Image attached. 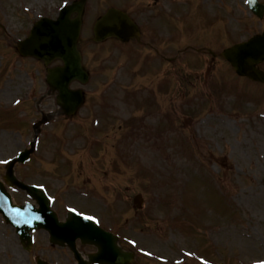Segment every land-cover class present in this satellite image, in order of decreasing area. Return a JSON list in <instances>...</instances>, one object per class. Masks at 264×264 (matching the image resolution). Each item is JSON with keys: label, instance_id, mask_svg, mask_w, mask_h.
Here are the masks:
<instances>
[{"label": "rangeland", "instance_id": "obj_1", "mask_svg": "<svg viewBox=\"0 0 264 264\" xmlns=\"http://www.w3.org/2000/svg\"><path fill=\"white\" fill-rule=\"evenodd\" d=\"M70 1L0 0V23L4 26L0 27V178L5 173L4 162L29 147L39 114L56 108L52 98L41 99L46 91L42 65L33 58H20L15 41L27 35L38 16L54 17L59 7ZM149 1L87 0L83 19L89 31L82 36L91 33L93 21L109 5L122 4L132 12ZM182 1L170 4L172 53L188 40L199 45L210 40L221 48L262 27L243 0ZM141 12L151 14L146 8ZM212 15H218L219 23ZM185 16L186 24H182L179 18ZM204 20L210 22L205 25ZM82 50L92 73L91 82L82 86L88 92V102L74 122L92 140L103 143L104 139L97 155L106 156L105 162L101 157L98 165L89 168L91 175L87 177L81 171L83 164L75 165L76 161L92 160V155H85L87 149L75 148L71 153L64 147L62 153L55 143L45 141L51 137L43 133L58 125L53 120L40 132L30 163L15 165L16 176L45 186L56 196V208L68 204L98 214L107 229L134 240L135 247L118 239L121 248L134 252L142 264H177L176 258H183L187 252L184 249L198 251L200 256L184 257L182 264L264 261V86L237 78L223 59L214 58L211 63L206 54L197 55L192 50H184L182 58L173 63L174 71L167 80L160 75L166 66L163 62L134 70L137 53L133 49L122 52L112 40L83 46ZM155 71L156 78L150 81V72L154 75ZM108 82L114 86L110 102L116 107L107 114H117L116 119L111 125L110 117L105 118L106 123L102 120L92 129L89 114L98 106L97 93L103 97ZM154 97L169 100L166 105L170 104L171 114H159V105L150 111L153 108L146 105ZM148 112L152 114H145ZM138 114L142 124L132 128L131 139L140 145L135 150L125 147L127 155L119 159L118 146L127 142L129 132L126 125L120 132L121 120ZM134 122L126 119L129 125ZM122 133L125 140L116 139ZM127 145L132 147L130 142ZM60 165L73 171L71 182L87 183L83 188L92 186L102 198L91 196L96 203L92 204L84 198V189L77 193H71V187L66 190L59 183L63 173ZM136 194L142 196L141 209L134 205ZM11 195L15 203L27 200L20 190ZM33 236L32 248L26 251L14 229L0 216V264H35L38 257L57 264L71 263L69 252L61 253L56 247L57 252H48L45 233L37 231ZM142 250L154 254V258L163 257V262L141 257Z\"/></svg>", "mask_w": 264, "mask_h": 264}, {"label": "water", "instance_id": "obj_2", "mask_svg": "<svg viewBox=\"0 0 264 264\" xmlns=\"http://www.w3.org/2000/svg\"><path fill=\"white\" fill-rule=\"evenodd\" d=\"M85 0H76L69 6L64 7L60 11V15L56 20L48 18H40L34 23L30 30L29 36L17 44V50L21 55H33L42 59L45 63L59 58L64 62V66L59 71L58 82L59 90L62 93L63 101L76 102L73 107H77L81 100H73L71 92L67 94V85L73 78H78L82 81L86 80V73L80 64V55L76 49V43L81 26L80 15L83 11ZM76 12V17L72 20L69 15ZM95 40L107 37L109 35H117L120 38H127L134 35L135 29L133 24L129 21L126 15L115 9H109L107 13L97 21L94 27ZM124 35L123 37L120 36ZM264 39V38H263ZM263 41L260 38L250 40L246 43L235 45L223 51V56L234 67L239 75H246L252 79L262 80L264 75L255 71L253 66L258 61L264 59V46L260 48L259 42ZM54 73V72H53ZM50 73L51 75L53 74ZM48 83L54 85L53 75L48 77ZM71 106V105H70ZM72 108V106H71ZM29 151H25L18 157V161H23L28 157ZM11 162L9 165H12ZM6 180L9 183L19 185L21 183L13 177L12 171L8 170ZM31 194H33L40 201V209L34 210L33 207L21 206L13 208L11 211L15 214L13 217L21 220L22 225L14 224L18 231L24 232L28 237V232L35 228L44 227L49 230L52 237H60L61 241L64 239L68 241L69 238L81 236L84 242L95 243L99 251L89 256L88 262H83L76 254L79 264H90L92 262H103L108 258V264H127L128 258H132V253L123 252L116 245L115 237L110 233L102 232L90 221H82L78 216L76 218L68 219L64 224L58 223L52 213L49 212L48 207L43 200L42 194L37 192L36 188L31 186H23ZM0 186V198L5 199L6 193ZM43 198V199H42ZM41 199V200H40ZM21 210V211H20ZM25 213L27 215H25ZM78 217V218H77ZM74 250V245L69 244ZM38 264H43L38 262Z\"/></svg>", "mask_w": 264, "mask_h": 264}, {"label": "flooded vegetation", "instance_id": "obj_3", "mask_svg": "<svg viewBox=\"0 0 264 264\" xmlns=\"http://www.w3.org/2000/svg\"><path fill=\"white\" fill-rule=\"evenodd\" d=\"M158 11L159 10H157V12ZM169 23L170 18L166 14H154V16L143 21L140 17L138 20L140 28V42L138 44L144 47L147 52L155 58L159 57L160 59H166V54L169 52V49L173 44V34L171 33L172 29ZM208 42L211 43L210 40H208ZM262 65H264V63ZM262 65H259L258 68L264 69V66ZM80 249H82L83 252H86L84 247Z\"/></svg>", "mask_w": 264, "mask_h": 264}, {"label": "snow or ice", "instance_id": "obj_4", "mask_svg": "<svg viewBox=\"0 0 264 264\" xmlns=\"http://www.w3.org/2000/svg\"><path fill=\"white\" fill-rule=\"evenodd\" d=\"M73 211H75V209H73ZM87 218L88 219H94L93 217H87ZM256 264H264V261H257Z\"/></svg>", "mask_w": 264, "mask_h": 264}]
</instances>
